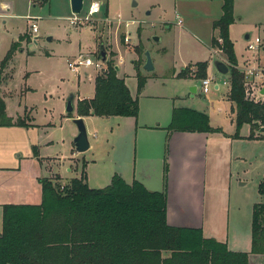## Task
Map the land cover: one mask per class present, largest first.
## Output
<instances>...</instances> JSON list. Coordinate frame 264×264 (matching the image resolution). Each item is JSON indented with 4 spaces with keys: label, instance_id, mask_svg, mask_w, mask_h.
I'll use <instances>...</instances> for the list:
<instances>
[{
    "label": "rangeland",
    "instance_id": "374dc122",
    "mask_svg": "<svg viewBox=\"0 0 264 264\" xmlns=\"http://www.w3.org/2000/svg\"><path fill=\"white\" fill-rule=\"evenodd\" d=\"M91 1L84 0L81 12L74 15L69 0H11L5 17H0V61L21 33L29 34L27 41L20 42L25 50H18L3 72L1 87L9 113L35 124L33 130L38 137L50 141L45 151L54 159L41 163L42 173L58 174L63 185L73 177H80L84 169L88 186L103 188L108 185L106 175L116 171V163L134 154L132 118L88 116L85 127L90 147L77 152L73 144L77 128L73 117L64 112L71 94L78 100L91 97L92 80L101 72L93 66H80L75 74L69 63L83 56L99 60L103 43L107 60L120 65L118 73L133 96L137 93V72L146 78L138 94L143 117H148L155 108L164 111L173 98L175 106L205 113L210 126H220L219 132L223 130L235 137L230 232L225 234L228 239L225 243L230 250L249 252L252 205L264 202V194L258 191L264 179V130L261 131L264 125L252 130L246 123L239 129L236 127L231 103L225 97L229 73L221 74L213 65L219 56L226 64L229 62L222 52L211 53L208 49L211 37L217 35L211 29L213 8L207 9L210 4L203 5L200 1L96 0L101 4L100 12L87 16ZM233 9L229 34L235 53L241 58L243 54H251L246 49L245 34L264 35V0H233ZM176 12L181 20L179 25ZM27 16L37 18L38 32L30 30L31 20ZM74 17L77 20L72 24L70 18ZM145 52H149L152 61L150 71L144 68ZM198 62L206 64L205 76L213 77L207 94L202 93L201 78L195 76ZM260 62L264 64V53L260 54ZM183 68L188 77H175ZM191 87H196V92ZM151 96L165 98L153 101ZM76 114L75 110L72 116ZM48 178L56 180L54 175ZM251 264H264V255L253 257Z\"/></svg>",
    "mask_w": 264,
    "mask_h": 264
},
{
    "label": "trees",
    "instance_id": "16d2710c",
    "mask_svg": "<svg viewBox=\"0 0 264 264\" xmlns=\"http://www.w3.org/2000/svg\"><path fill=\"white\" fill-rule=\"evenodd\" d=\"M233 21V0H223L222 15L212 23L217 35L212 36L211 45L229 62L228 99L234 104L236 127L246 123L252 130L264 125V103L244 96L243 75L235 67L237 58L229 34ZM28 38L29 34L20 35L1 59L0 87L3 72L21 49L20 42ZM205 66L204 62L196 63V77H206ZM176 77L185 78L188 73L183 68ZM136 78L137 93L133 96L114 62L106 60L105 70L94 78L93 96L78 100L77 116L136 118L138 94L146 82L138 72ZM66 115L73 117L72 113ZM30 125L7 113L0 93V126ZM167 130L169 135L219 128L209 125L205 113L181 107L172 110ZM57 179H40L39 204L3 205L0 264H251L253 257L264 255V202L252 205L251 248L245 252L230 250L225 242L205 237L199 228L169 224L164 190L149 191L136 180L128 184L118 174L106 187L90 188L84 169L80 177L67 184ZM258 191L264 194V179Z\"/></svg>",
    "mask_w": 264,
    "mask_h": 264
},
{
    "label": "crops",
    "instance_id": "0c3cea01",
    "mask_svg": "<svg viewBox=\"0 0 264 264\" xmlns=\"http://www.w3.org/2000/svg\"><path fill=\"white\" fill-rule=\"evenodd\" d=\"M177 1H181V3L200 1L203 5L210 4L206 8H213L210 16L213 17L212 23L222 15L223 0ZM9 4H11V0H0V8L3 9L0 12V17H5V12L9 10L6 7ZM176 15L179 16L177 12ZM212 32H214L213 29ZM245 35L249 36V34ZM37 36L34 37L37 38ZM34 44L37 43L34 42ZM208 49L211 53L220 52L212 47L211 43ZM23 50L25 49L21 46V52ZM27 52L29 51L27 50ZM236 58L237 65L242 66L249 62L251 54L247 56L243 54L241 58L236 55ZM219 59L226 62L220 56ZM117 66L120 70V65L117 64ZM119 70L117 71L118 76H120ZM2 90L1 87L0 93L5 101L6 111L10 116L16 118L18 116L16 113H9L7 110V102ZM192 91L196 92V87ZM225 97L231 103V114L234 115L232 110L234 104L228 99V92ZM151 98H154L153 101H160L159 98L165 97L151 96ZM76 100L78 98L75 95L74 111L76 110ZM172 100L173 98H171L170 104L165 105L162 112L155 108L148 117H143L140 106L136 118L125 117L132 118L135 122L134 154L132 158L129 156L126 160L120 158L121 161H118L114 167L116 170L114 173L120 175L128 184L136 180L149 191L164 190L167 195L169 224L178 227L199 228L205 237L228 242V239H225V234L230 232L232 146L235 137L223 130L222 132L174 131L168 135L167 127L172 119V110L182 107L175 106ZM87 117H80L84 124ZM75 118H79V116L76 114L73 116V119ZM29 124L31 125L28 127L0 126V233L2 231L3 205L39 204L42 197L40 179L54 175L58 177L57 181L59 180V175L56 173L49 176L42 173L41 163H49L54 159L45 151L50 141L38 137V134L33 130H36L35 124ZM211 127L221 128L220 126ZM263 128L261 131L264 130ZM77 133L76 129L75 136ZM114 173L106 175L107 184L110 183ZM242 184L244 182H239V185Z\"/></svg>",
    "mask_w": 264,
    "mask_h": 264
},
{
    "label": "built area",
    "instance_id": "2783aa9c",
    "mask_svg": "<svg viewBox=\"0 0 264 264\" xmlns=\"http://www.w3.org/2000/svg\"><path fill=\"white\" fill-rule=\"evenodd\" d=\"M100 9V2L92 0L88 7L87 16H91L100 12ZM176 17L177 24L179 25L181 23V20L178 15H176ZM26 19L31 20L30 30L33 33H36L38 30L36 21L37 18L27 16ZM70 20L73 24L74 21L77 20V18H70ZM217 40L218 43H222L221 38H218ZM246 49L247 51L251 52V58L249 59V62L242 66L235 65L237 70H239L243 75L244 96L247 100L253 101L255 103H264V93H262V90L264 89V64L260 62V54L264 53V35H261L260 33L249 35L246 39ZM216 50L221 52L219 48H216ZM80 66H93L97 71L101 72L105 70L104 62H102L100 59L92 60L88 56H83L80 59H76L69 63L70 70L75 74L78 73ZM212 79L213 77H204L200 79L201 90L203 94L209 92ZM216 87L218 88V85H216Z\"/></svg>",
    "mask_w": 264,
    "mask_h": 264
},
{
    "label": "water",
    "instance_id": "95a60500",
    "mask_svg": "<svg viewBox=\"0 0 264 264\" xmlns=\"http://www.w3.org/2000/svg\"><path fill=\"white\" fill-rule=\"evenodd\" d=\"M69 2H70L71 13L74 15L79 14L83 8L84 0H69ZM245 38L247 39L248 35H245ZM154 40H159V39H158V37H154ZM98 57L100 58V60L102 62H106V60H107V53H106V50L104 48L103 43H101V45H100ZM213 65L216 68V70L221 74H227L229 72V67L227 66V64L220 59L213 60ZM144 68L148 71L153 69V65H152V61H151L149 52H145ZM115 70L116 71L119 70L117 65H115ZM194 88L195 87H192L191 90H194ZM262 93H264V89L262 90ZM74 97H75V95L71 94L67 98V101L65 103V108H64L65 114L73 113V111H74ZM73 122L76 125L77 131H78L77 135L73 139L75 150L77 152H84L90 147V143L88 140L84 121L82 118L79 117V118H75L73 120Z\"/></svg>",
    "mask_w": 264,
    "mask_h": 264
}]
</instances>
